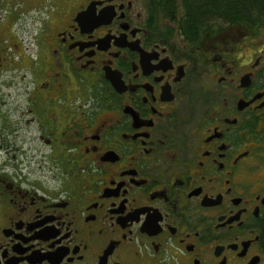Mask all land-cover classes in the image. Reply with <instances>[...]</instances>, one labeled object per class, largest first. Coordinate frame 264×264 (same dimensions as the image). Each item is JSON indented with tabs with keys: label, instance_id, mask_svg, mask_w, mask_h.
<instances>
[{
	"label": "flooded vegetation",
	"instance_id": "obj_1",
	"mask_svg": "<svg viewBox=\"0 0 264 264\" xmlns=\"http://www.w3.org/2000/svg\"><path fill=\"white\" fill-rule=\"evenodd\" d=\"M0 264H264V18L0 0Z\"/></svg>",
	"mask_w": 264,
	"mask_h": 264
},
{
	"label": "trees",
	"instance_id": "obj_2",
	"mask_svg": "<svg viewBox=\"0 0 264 264\" xmlns=\"http://www.w3.org/2000/svg\"><path fill=\"white\" fill-rule=\"evenodd\" d=\"M195 29L221 19L230 23L264 18V0H181Z\"/></svg>",
	"mask_w": 264,
	"mask_h": 264
}]
</instances>
